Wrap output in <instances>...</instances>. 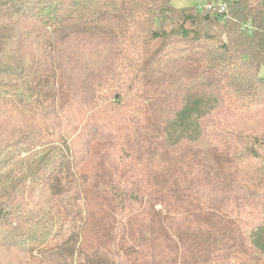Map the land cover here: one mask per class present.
Listing matches in <instances>:
<instances>
[{
	"label": "trees",
	"instance_id": "obj_1",
	"mask_svg": "<svg viewBox=\"0 0 264 264\" xmlns=\"http://www.w3.org/2000/svg\"><path fill=\"white\" fill-rule=\"evenodd\" d=\"M263 67L264 0H0V264H264Z\"/></svg>",
	"mask_w": 264,
	"mask_h": 264
},
{
	"label": "rangeland",
	"instance_id": "obj_2",
	"mask_svg": "<svg viewBox=\"0 0 264 264\" xmlns=\"http://www.w3.org/2000/svg\"><path fill=\"white\" fill-rule=\"evenodd\" d=\"M206 4H207V0H174V5L178 8H186L190 6L203 7ZM260 77L264 78V67L262 68Z\"/></svg>",
	"mask_w": 264,
	"mask_h": 264
}]
</instances>
